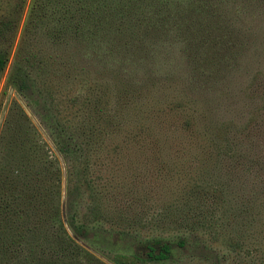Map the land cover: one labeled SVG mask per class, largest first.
I'll list each match as a JSON object with an SVG mask.
<instances>
[{
    "label": "rangeland",
    "instance_id": "obj_1",
    "mask_svg": "<svg viewBox=\"0 0 264 264\" xmlns=\"http://www.w3.org/2000/svg\"><path fill=\"white\" fill-rule=\"evenodd\" d=\"M32 1L0 0L16 22L0 134L10 115L33 125L75 242L106 264H136L152 240L172 246L154 264H264V0H113L92 37L74 0L41 9L50 21L30 19Z\"/></svg>",
    "mask_w": 264,
    "mask_h": 264
},
{
    "label": "trees",
    "instance_id": "obj_2",
    "mask_svg": "<svg viewBox=\"0 0 264 264\" xmlns=\"http://www.w3.org/2000/svg\"><path fill=\"white\" fill-rule=\"evenodd\" d=\"M13 1L20 14L26 0ZM112 1L74 0V4L79 6L71 10L73 14L70 13L79 21L78 29L85 23V30L89 31L87 34L90 37V31L95 27L92 16H97L101 12V5L106 2V6L109 5L106 8V13L110 14L108 19L100 14L98 16L107 21L114 19L117 9L108 3ZM53 2L54 0H33L30 15H35L30 19L40 13L42 20L50 21L48 13L40 10ZM62 6L65 7V12L69 11L66 9L70 6L67 0ZM15 24L10 19L0 20V77L9 57V50L1 48V44L8 35H13ZM97 26L99 28V24ZM93 43L96 48H102L101 44ZM24 62L29 63L26 60ZM7 83L19 93L28 89L25 75L18 73L17 69L10 75ZM46 94L49 97L51 95L52 101H58L50 88L45 90V96ZM24 118L25 115L21 112L18 115L19 122H15L16 117L10 115L0 134V264H93V261L106 264L90 252L84 251L69 234L62 218L60 167L40 142L33 125ZM37 183L42 188L48 187V195L46 200L36 203L33 199L39 201L40 195L36 193L29 198L27 193L31 188L37 187ZM171 250L172 246L167 241H146L135 250L132 258L136 264H154L166 261Z\"/></svg>",
    "mask_w": 264,
    "mask_h": 264
}]
</instances>
